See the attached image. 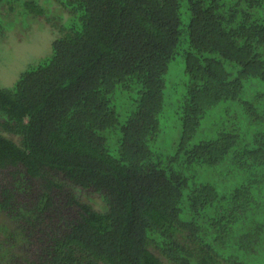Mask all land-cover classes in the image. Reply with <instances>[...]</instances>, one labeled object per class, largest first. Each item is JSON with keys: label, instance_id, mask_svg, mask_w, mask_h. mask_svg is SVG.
Listing matches in <instances>:
<instances>
[{"label": "trees", "instance_id": "trees-1", "mask_svg": "<svg viewBox=\"0 0 264 264\" xmlns=\"http://www.w3.org/2000/svg\"><path fill=\"white\" fill-rule=\"evenodd\" d=\"M0 264H264V0H0Z\"/></svg>", "mask_w": 264, "mask_h": 264}, {"label": "rangeland", "instance_id": "rangeland-1", "mask_svg": "<svg viewBox=\"0 0 264 264\" xmlns=\"http://www.w3.org/2000/svg\"><path fill=\"white\" fill-rule=\"evenodd\" d=\"M55 34V30L40 19L16 26L9 36V48L4 49V58L0 59V84L12 85L25 67L45 56Z\"/></svg>", "mask_w": 264, "mask_h": 264}]
</instances>
